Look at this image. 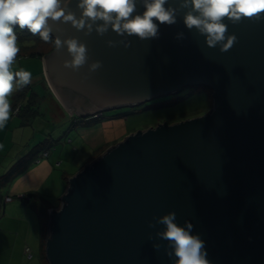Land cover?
<instances>
[{
  "label": "water",
  "instance_id": "water-1",
  "mask_svg": "<svg viewBox=\"0 0 264 264\" xmlns=\"http://www.w3.org/2000/svg\"><path fill=\"white\" fill-rule=\"evenodd\" d=\"M71 9L79 14L75 0ZM182 11L158 37L132 35L127 47L112 30L85 35L53 24L85 41L89 61H101L73 71L62 64L64 47L42 56L69 114L86 118L189 85L209 87L212 102L202 114L129 133L69 176L47 212V264H171L164 241L153 247L155 218L170 209L178 222L192 221L211 264H264V18H225L236 40L220 51L184 27Z\"/></svg>",
  "mask_w": 264,
  "mask_h": 264
},
{
  "label": "clouds",
  "instance_id": "clouds-1",
  "mask_svg": "<svg viewBox=\"0 0 264 264\" xmlns=\"http://www.w3.org/2000/svg\"><path fill=\"white\" fill-rule=\"evenodd\" d=\"M72 0H0V128L10 115L9 95L30 83L32 73L19 68L12 70L16 53L19 51L14 26L27 28L47 42L52 40L55 49L66 48L69 56L62 60L65 67L78 71L87 63L88 71L96 70L100 60H88L87 46L84 40L75 35H60L54 23H70L85 35L96 32L103 35L109 30L121 37L119 43L127 47V37L135 35L139 39L159 36L161 24H175L179 13L185 28L203 36L208 47H219L225 51L236 40L233 32H228V22L236 23L242 18H264V0H75L79 14L71 9ZM51 21V22H50ZM182 39V31L174 34ZM118 41L108 39V45ZM149 226H154L149 221ZM154 248H160L164 241L166 254L171 264H211L207 258L205 240L193 231V223L185 219L178 222L175 210H168L155 218ZM149 233V238H152Z\"/></svg>",
  "mask_w": 264,
  "mask_h": 264
},
{
  "label": "crops",
  "instance_id": "crops-1",
  "mask_svg": "<svg viewBox=\"0 0 264 264\" xmlns=\"http://www.w3.org/2000/svg\"><path fill=\"white\" fill-rule=\"evenodd\" d=\"M17 45L19 49L24 48L20 44ZM30 50L33 49L22 53L37 59V72H32L31 81L24 88L19 101L21 109L17 114H13L12 109L16 104L14 97L19 89H14L9 95L10 115L0 128V259L6 260L4 264L17 263L29 242L33 244L34 227L31 217L33 211L29 207L33 202L32 193L37 192L42 199L49 194L50 186L44 185L47 180L43 177L48 171L57 169L56 166L61 165L68 155V152L63 154L66 146L61 144V138L75 129L79 143L84 147L89 146L90 149L95 146L92 143L97 142H92L93 137L99 134L96 127H101L99 120L101 116L94 115L74 121L58 102L47 83L42 60L45 53L29 55ZM18 54L16 53V56ZM22 60L25 61L24 59L18 61ZM15 61L17 60L12 64L13 71L24 69L23 62ZM65 117H68L67 126L60 122V119ZM66 142H72V139L66 138ZM44 148H49L48 154L36 161L38 153ZM72 150L78 149L74 146ZM71 173L67 171L61 173L59 182L57 181L59 194L64 192L67 184L63 179ZM3 239L5 243H2Z\"/></svg>",
  "mask_w": 264,
  "mask_h": 264
},
{
  "label": "rangeland",
  "instance_id": "rangeland-1",
  "mask_svg": "<svg viewBox=\"0 0 264 264\" xmlns=\"http://www.w3.org/2000/svg\"><path fill=\"white\" fill-rule=\"evenodd\" d=\"M17 44L24 46V48L19 49V54L17 52L18 55L14 60H17L15 62H23L24 69L29 70L31 73L37 72L38 61L22 52L33 49L47 53L53 48L51 41L45 42L42 39H21V41L19 39ZM20 59L25 61H18ZM211 102V89L209 87L205 85H189L173 94L154 97L135 105L104 110L99 118L101 127H96L98 128L96 132H99V134L97 133L92 139V142H97L92 143L95 146L90 147V149L89 146L84 147L79 143L75 129L70 130L69 134L65 135L64 138L62 137L60 141L61 144L66 146V151H63V154L68 152L65 161L61 165L58 164L56 166L57 169L45 173L43 177L44 180H47L44 185L50 186L49 194H46L44 199H41L37 192L32 193L33 202L29 207L33 211V216L30 214L33 217L34 238H31L33 244L30 241L28 247L24 248L21 259L18 258V262L13 264H47L44 256V240L47 236V212L51 207H57L60 204L59 197L61 193L59 194L58 192L57 183L63 171L72 172L69 174L71 176L85 163L90 162L107 147L123 139L129 133L138 129H145L164 120L171 123L204 113L210 108ZM60 122L62 124L65 123L67 126L68 117L60 119ZM53 133L56 134L55 131ZM66 138L72 139V142H66ZM74 146L77 147V151L72 150ZM51 150L53 151L54 149ZM69 176L67 175L66 177L68 178ZM67 178L63 179V182L67 181ZM5 242L3 239L2 243ZM2 257L6 258L7 256ZM3 262H6V260L0 259V263L4 264Z\"/></svg>",
  "mask_w": 264,
  "mask_h": 264
},
{
  "label": "trees",
  "instance_id": "trees-1",
  "mask_svg": "<svg viewBox=\"0 0 264 264\" xmlns=\"http://www.w3.org/2000/svg\"><path fill=\"white\" fill-rule=\"evenodd\" d=\"M18 29V30H17ZM14 30H15V33H16V36H17V39H35V40H41V38L39 37V35H38V33L37 34H32L26 27L25 28H23V29H21V28H19L18 26H14ZM51 42H52V40H50ZM53 43V42H52ZM51 50V49H50ZM49 50V51H50ZM48 51V52H49ZM29 55H43V53L42 52H40V51H37V50H30L29 52ZM26 87V85H24V86H22L21 88H19V91H18V93L15 95V97H14V103H17V102H19L20 101V97H21V95L23 94V92H24V88ZM174 93H176V92H174ZM171 94H173V93H171ZM21 109V108H20ZM202 114V113H201ZM199 115V114H198ZM96 116H101V113H98V115H96ZM73 119H74V121H80V120H82L83 118L82 117H79V116H77V115H75V114H72V116H71ZM178 121V120H177ZM40 197V196H39ZM41 199H42V197H40ZM47 226H48V217H47ZM46 230H47V228H46Z\"/></svg>",
  "mask_w": 264,
  "mask_h": 264
},
{
  "label": "built area",
  "instance_id": "built-area-1",
  "mask_svg": "<svg viewBox=\"0 0 264 264\" xmlns=\"http://www.w3.org/2000/svg\"><path fill=\"white\" fill-rule=\"evenodd\" d=\"M20 107H21V103H19V102H17L15 105H14V107H13V109H12V113L13 114H17L18 112H19V110H20ZM70 115H72V114H70ZM96 115H98V114H96ZM49 148H44V149H42V150H40V152L38 153V155H37V157H36V161H39V159L41 158V157H43V156H46L47 154H48V150Z\"/></svg>",
  "mask_w": 264,
  "mask_h": 264
}]
</instances>
